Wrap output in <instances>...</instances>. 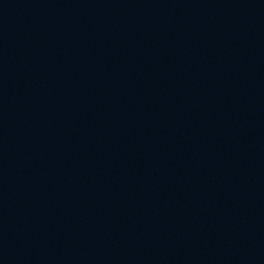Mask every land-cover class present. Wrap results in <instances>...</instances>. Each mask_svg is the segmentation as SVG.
Returning <instances> with one entry per match:
<instances>
[{"label": "water", "instance_id": "obj_1", "mask_svg": "<svg viewBox=\"0 0 264 264\" xmlns=\"http://www.w3.org/2000/svg\"><path fill=\"white\" fill-rule=\"evenodd\" d=\"M0 264H264V0H0Z\"/></svg>", "mask_w": 264, "mask_h": 264}]
</instances>
